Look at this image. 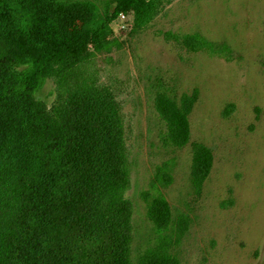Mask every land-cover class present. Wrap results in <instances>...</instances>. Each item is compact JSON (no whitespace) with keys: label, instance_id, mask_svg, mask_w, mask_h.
<instances>
[{"label":"rangeland","instance_id":"374dc122","mask_svg":"<svg viewBox=\"0 0 264 264\" xmlns=\"http://www.w3.org/2000/svg\"><path fill=\"white\" fill-rule=\"evenodd\" d=\"M50 1L95 27L116 0ZM124 13L108 46L55 57L34 94L49 132L115 109L125 179L103 206L128 203V264H264V0H154L139 27Z\"/></svg>","mask_w":264,"mask_h":264},{"label":"trees","instance_id":"16d2710c","mask_svg":"<svg viewBox=\"0 0 264 264\" xmlns=\"http://www.w3.org/2000/svg\"><path fill=\"white\" fill-rule=\"evenodd\" d=\"M128 8L139 27L154 0H116L95 27L75 5L0 0V264H128V203L103 206L125 179L115 109L82 108L55 135L34 97L58 54L108 46L111 21Z\"/></svg>","mask_w":264,"mask_h":264},{"label":"built area","instance_id":"2783aa9c","mask_svg":"<svg viewBox=\"0 0 264 264\" xmlns=\"http://www.w3.org/2000/svg\"><path fill=\"white\" fill-rule=\"evenodd\" d=\"M125 17H126L125 13L124 12H121L117 16V21H123L124 19H126Z\"/></svg>","mask_w":264,"mask_h":264}]
</instances>
